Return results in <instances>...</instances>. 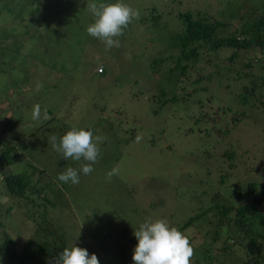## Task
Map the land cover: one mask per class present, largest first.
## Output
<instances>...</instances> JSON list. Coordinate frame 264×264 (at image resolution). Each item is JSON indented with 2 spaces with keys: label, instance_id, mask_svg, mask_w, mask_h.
Masks as SVG:
<instances>
[{
  "label": "rangeland",
  "instance_id": "obj_1",
  "mask_svg": "<svg viewBox=\"0 0 264 264\" xmlns=\"http://www.w3.org/2000/svg\"><path fill=\"white\" fill-rule=\"evenodd\" d=\"M41 1L47 14L37 23L41 15L28 13L37 8V0H0V141L18 154L8 168L0 167V211L14 206L3 185L2 176L9 172L22 173L38 184L49 182L46 197L52 202L44 213L39 206L26 208L34 221L18 207L8 215L0 214V232L14 240L16 251L44 216L53 229L49 240L61 237L67 247L84 248L98 257L99 264H133L137 245L133 231L146 218L165 220L177 228L195 213L197 201L205 207L214 191L246 193L250 184L253 193L264 194V113L254 102L250 101L256 109H251L248 102L238 100L247 80L244 73H255L258 82L264 77V66L256 64L258 52L240 51L229 62L232 50L225 49L223 58L203 71L205 77L198 71L195 78L186 80V86L179 84L187 92L182 101L153 114L151 107L158 103L148 97L163 90L166 83L147 73L148 58L141 54L145 49L132 40L142 34L143 27L131 23L120 46L106 50L102 39L86 32L95 20L91 12L89 20L84 16L74 19L64 8L56 11L61 5L71 9V0ZM75 1L82 8L90 2ZM130 1L122 3L136 12L144 7L139 0H132L134 6ZM225 1L147 3L165 20L168 2L174 10L185 4L210 13ZM170 21L169 17L165 23L171 25ZM168 30L163 25L150 30L158 42L146 48L151 55L162 47L164 37L159 33ZM247 62L249 69L242 67ZM102 66L104 73L99 74ZM35 105L41 108V121L32 119ZM172 107L174 115L169 116ZM45 111L47 120L43 119ZM186 111L192 116L187 117ZM203 113L214 116V121L198 120ZM239 113L242 117L232 125L233 115ZM72 128L91 130L94 137L103 138L94 171L81 172L75 185L61 184L57 175L68 167L79 170L86 162L83 158L64 160L48 143L50 136L59 138ZM231 150L235 153L232 168L225 158V162H216L206 157ZM224 170L229 175L220 183ZM109 171L114 172L111 179L106 175ZM195 224L181 232L193 248L190 264H240L244 259L242 246L228 240L230 248L221 249L224 236L209 245L210 229ZM0 264H8L1 253Z\"/></svg>",
  "mask_w": 264,
  "mask_h": 264
},
{
  "label": "trees",
  "instance_id": "obj_2",
  "mask_svg": "<svg viewBox=\"0 0 264 264\" xmlns=\"http://www.w3.org/2000/svg\"><path fill=\"white\" fill-rule=\"evenodd\" d=\"M89 1L84 7L85 9L82 8L83 5H78L75 0H71L73 6L71 9L61 5L55 10L60 12L61 8H64L66 14L72 13L74 15V19L84 16L83 18L86 17L89 20V4L122 3V0ZM176 1L177 5L182 4V0ZM139 2L144 4V7L138 9V12L131 7L133 12L138 13V17L131 19L127 27L123 29V35L118 37V39L120 44L129 34V26L133 22L143 27L142 34L132 36V40H136L139 49H145L141 51V54L148 58L145 61L147 73L156 78V80L166 83L163 90L160 92L156 90L155 93L148 97V101L156 100L158 103V105H154L157 107H151L150 113L156 114L171 103L177 104L182 101L187 96V92H185L183 87L180 89L179 84L186 86V80L195 78L198 75V71L201 77H205L206 75L203 71L211 65V62L221 60L225 49L232 50L227 57L229 62H233L240 51L255 50L259 53L256 64L264 66V0H226L221 8L216 9V7H213L214 11L210 13H207L206 9L189 8L185 4L181 5V9L178 7L175 11L171 8V3L168 2L167 4L170 7L166 12L168 17L165 20L169 17L172 18L173 21H170L171 25L162 20L163 14L155 6L147 3L148 0H139ZM128 4L134 6L135 2L132 5L131 0ZM45 7L46 5L43 4V1L37 0V8L28 10V13L35 15L37 12V14L41 15V17L37 16L39 17L37 18V23H39V21L44 20V16L47 14L45 13ZM81 9H84L85 13ZM147 11H149L148 17L144 15ZM162 25L169 27V30L166 34L159 33L164 37L163 42L160 44L162 47L151 55V52L146 48H150L158 42L153 39L150 30ZM72 34L76 35V32L73 31ZM252 58L255 59V57ZM250 66L248 62L242 65V67L248 69ZM229 69L230 67H227V71ZM98 73H104V66L100 68ZM244 76L247 80L244 87L242 86L243 91L239 94L238 100L242 103L248 102L251 105V109H256V106H258L262 109L261 112L264 113V101L261 100L264 97L261 95L264 89V77L258 82L256 74L249 70L244 73ZM210 78L211 75L207 80L209 81ZM170 90L172 93L167 95V91ZM174 91L179 92L180 95L177 96ZM188 95H190V92H188ZM250 101L254 102L256 106ZM173 110H175L174 107H172V111L170 110L169 116L174 115ZM184 114L187 117L192 116L187 111ZM241 117L242 113L233 115L232 125ZM214 119V116L208 117L205 113L200 114L198 117V120L201 121H214ZM198 120L196 118V121ZM12 149H14L13 146L7 147L6 143L0 141V167L4 170L17 160L18 154L13 153ZM233 151H224L213 156L208 154L206 157L216 162H225V158L228 161V167L232 168L235 167V162H233L235 153ZM228 175L229 173H225L224 170V175L220 174L219 182L222 183L223 179ZM2 177L5 192L14 202V206L7 205L3 211H0L1 215H8L14 207H18L24 209L25 217H29L34 221L31 214L27 215L28 210L26 208L39 206L44 213L47 210L46 205H52V202L46 197L49 182L45 181L38 184V181L37 183L33 180L29 181V178H25L22 173L9 172ZM247 190L246 193L239 191V189L238 192L232 190L228 195L221 191H214L210 193L211 195L208 197V203L205 207L196 200L197 210L191 217H188L186 221L180 224L177 229L182 232L192 223H196L195 225L197 226L201 224L207 225L210 229L209 245L218 242L220 237L224 236L221 249L230 248L227 244L229 243L228 240H232V243L242 246L244 259L240 261V264H264V194L253 193V189L252 191L250 190V184H248ZM2 226L3 223H0V227ZM52 230L51 225L42 216L41 221L35 222V228L30 238L24 242L19 251L15 250L14 240L6 232H0V253L8 264H15V262H20L21 264H51L52 260L57 258L58 254L67 247L61 237L51 240L47 238L48 235L53 234ZM196 261L198 260L196 259Z\"/></svg>",
  "mask_w": 264,
  "mask_h": 264
},
{
  "label": "clouds",
  "instance_id": "obj_3",
  "mask_svg": "<svg viewBox=\"0 0 264 264\" xmlns=\"http://www.w3.org/2000/svg\"><path fill=\"white\" fill-rule=\"evenodd\" d=\"M88 10L95 20L87 26L86 32L92 37L102 39L106 50L120 46L118 37L123 35V29L131 19L138 17V13L120 2L99 5L92 3L88 5ZM39 87L40 85H37V90ZM48 118L45 111L43 119ZM32 119L41 121L39 105L34 106ZM102 142L103 138L94 137L91 130L76 128H72L59 138L56 135L50 136L48 143L64 160L71 158L80 161L83 158L86 162L79 170L68 167L57 175V180L61 184L75 185L80 181L81 172L84 175L91 174L94 171L92 165L98 162ZM106 175L111 179L114 172L109 171ZM133 235L137 240L132 254L133 264H190L193 248L189 239L177 228L169 226L165 220L151 221L146 218L138 229L133 231ZM51 264H99V260L95 254H89L86 249L73 245L65 247Z\"/></svg>",
  "mask_w": 264,
  "mask_h": 264
},
{
  "label": "built area",
  "instance_id": "obj_4",
  "mask_svg": "<svg viewBox=\"0 0 264 264\" xmlns=\"http://www.w3.org/2000/svg\"><path fill=\"white\" fill-rule=\"evenodd\" d=\"M100 70V67L98 68V71Z\"/></svg>",
  "mask_w": 264,
  "mask_h": 264
}]
</instances>
